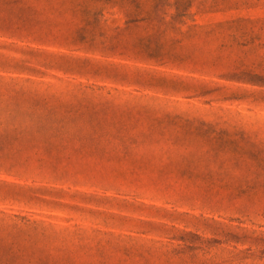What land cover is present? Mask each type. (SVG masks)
<instances>
[{"label":"rangeland","instance_id":"374dc122","mask_svg":"<svg viewBox=\"0 0 264 264\" xmlns=\"http://www.w3.org/2000/svg\"><path fill=\"white\" fill-rule=\"evenodd\" d=\"M0 264H264V0H0Z\"/></svg>","mask_w":264,"mask_h":264}]
</instances>
